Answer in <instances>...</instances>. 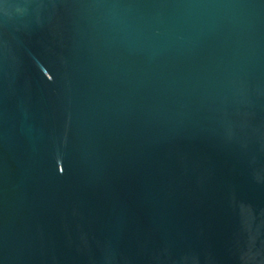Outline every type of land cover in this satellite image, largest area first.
Returning <instances> with one entry per match:
<instances>
[{"label": "water", "instance_id": "water-1", "mask_svg": "<svg viewBox=\"0 0 264 264\" xmlns=\"http://www.w3.org/2000/svg\"><path fill=\"white\" fill-rule=\"evenodd\" d=\"M0 264H264V0H0Z\"/></svg>", "mask_w": 264, "mask_h": 264}]
</instances>
